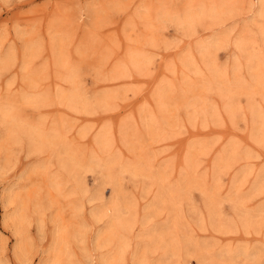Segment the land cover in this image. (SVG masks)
<instances>
[{
  "label": "rangeland",
  "instance_id": "obj_1",
  "mask_svg": "<svg viewBox=\"0 0 264 264\" xmlns=\"http://www.w3.org/2000/svg\"><path fill=\"white\" fill-rule=\"evenodd\" d=\"M0 264H264V0H0Z\"/></svg>",
  "mask_w": 264,
  "mask_h": 264
},
{
  "label": "bare ground",
  "instance_id": "obj_2",
  "mask_svg": "<svg viewBox=\"0 0 264 264\" xmlns=\"http://www.w3.org/2000/svg\"><path fill=\"white\" fill-rule=\"evenodd\" d=\"M112 209V208H111ZM114 211V210H113ZM118 212V211H117ZM116 220H118V219H116ZM112 221H113V219H112ZM115 221V220H114ZM118 223H119V221H118Z\"/></svg>",
  "mask_w": 264,
  "mask_h": 264
}]
</instances>
